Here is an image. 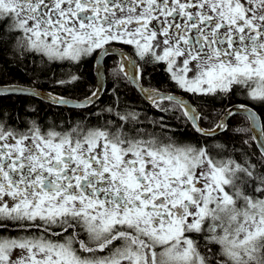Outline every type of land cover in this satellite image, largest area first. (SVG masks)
Wrapping results in <instances>:
<instances>
[{"label": "snow or ice", "instance_id": "obj_1", "mask_svg": "<svg viewBox=\"0 0 264 264\" xmlns=\"http://www.w3.org/2000/svg\"><path fill=\"white\" fill-rule=\"evenodd\" d=\"M89 60L75 103L0 85V264H264V0H0V74L72 89ZM158 68L192 103L140 84ZM237 97L209 127L193 107ZM36 98L87 114L48 123Z\"/></svg>", "mask_w": 264, "mask_h": 264}, {"label": "trees", "instance_id": "obj_2", "mask_svg": "<svg viewBox=\"0 0 264 264\" xmlns=\"http://www.w3.org/2000/svg\"><path fill=\"white\" fill-rule=\"evenodd\" d=\"M116 67V60L113 57H109L104 62V69L106 72V89L111 88V69ZM57 75H60L64 70L58 69ZM83 72V80L79 83V85L75 88L68 89L66 87H61L53 83L48 76H43L39 79L36 84L40 85L44 88H51L53 89V93L57 95H64L72 100H83L85 96L90 95L91 91L96 86V77L93 70V61L89 60L86 64H84L81 68ZM31 77L32 73L23 66H14L9 65V68L6 72L0 74V85H13V84H20V85H31ZM145 86H149V83L152 85H156L159 89H163L166 87H170V82L166 80V75L161 69H157L151 73H145L144 78L141 80ZM127 84V87L124 85ZM121 92L125 93L126 96L124 97L130 104H136L140 108L148 109L150 105L144 101L139 93L131 87L125 79L119 85ZM171 88V87H170ZM17 97H12L6 103L11 104L13 107H20L19 103H16ZM103 103H107L110 100V96L105 94L101 97ZM243 102V97H237L233 101L223 102L217 100L215 104L212 103H205L204 101H197L194 103L200 111L207 116L206 120H203L204 127H209L213 123L219 120L220 115L222 114L223 107L231 106L232 104H239ZM103 103L101 106H103ZM32 106L37 107V109H42L39 111V118L43 119L45 122H53V121H61L68 117H73L75 119H79L80 114H87V110L76 109L75 111H71V108L65 107H51L47 106L46 102H43L39 99H34L32 101ZM255 110L261 117V121L264 122V108L257 106ZM155 109L151 110V113H154ZM230 123L232 127H240V128H249V122L247 118L243 115H238L236 117H232L230 119ZM251 135V132L249 133Z\"/></svg>", "mask_w": 264, "mask_h": 264}, {"label": "flooded vegetation", "instance_id": "obj_3", "mask_svg": "<svg viewBox=\"0 0 264 264\" xmlns=\"http://www.w3.org/2000/svg\"><path fill=\"white\" fill-rule=\"evenodd\" d=\"M111 57H113V58H115V60H116V63H117V59H116V56L115 55H113V56H111ZM107 58H109V57H107ZM107 58H105V60L107 59ZM105 62V61H104ZM93 63H94V61H93ZM93 70H94V68H93ZM112 70V69H111ZM107 72V71H106ZM106 72H105V69H104V73H105V75H106ZM94 73H95V70H94ZM96 77V76H95ZM126 81H127V83L131 86V87H133L130 83H129V81L127 80V79H125ZM142 83V85L143 86H145L144 84H143V82H141ZM20 85V84H19ZM26 87H38L39 88V90L40 91H48V92H52L53 93V89H49V88H44V87H41L40 85H38V84H35V85H33V84H31V85H25ZM96 86H97V78H96ZM105 88H106V85H105ZM134 88V87H133ZM144 88H148V89H158V90H160V91H162V92H165V91H168V92H175V93H179V94H182L184 97H186L191 103H192V98H191V96H190V94H188V95H185V94H183L182 92H180V90H178V89H172V88H170V87H166V88H163V89H159L156 85H152V84H150L149 83V86H145ZM135 89V88H134ZM136 90V89H135ZM137 91V90H136ZM138 92V91H137ZM139 93V92H138ZM139 95H140V93H139ZM141 96V95H140ZM141 98L143 99V97L141 96ZM36 99H39V100H41L40 98H36ZM41 101H43V100H41ZM44 102V101H43ZM161 103H165V104H168V105H170L171 106V104H172V102H161ZM147 104L148 105H150L151 103H150V101H149V103L147 102ZM193 105L198 109V107L193 103ZM199 110V109H198Z\"/></svg>", "mask_w": 264, "mask_h": 264}, {"label": "water", "instance_id": "obj_4", "mask_svg": "<svg viewBox=\"0 0 264 264\" xmlns=\"http://www.w3.org/2000/svg\"><path fill=\"white\" fill-rule=\"evenodd\" d=\"M116 56H118V55H116ZM119 57V56H118ZM132 71V69H128V72H131ZM97 74V73H96ZM96 77H97V82L99 83L100 81H99V78H98V76L96 75ZM128 79V81L130 82V77L129 78H127ZM131 83V82H130ZM106 84V83H105ZM132 84V83H131ZM133 85V87L140 93V95L143 97V98H145V96H144V94L140 91V86L139 85H134V84H132ZM43 93H45V92H42V94ZM48 94V93H47ZM47 94H44V95H47ZM176 94V93H175ZM177 95H180V94H177ZM180 96H182V95H180ZM182 98H183V100H185L186 102H188V103H191L187 98H185V97H183L182 96ZM146 99V98H145ZM70 101H72L73 103H75L77 100H72V99H69ZM146 100H148V99H146ZM44 101H46L47 102V100H44ZM148 101H150V100H148ZM151 102V101H150ZM48 103V102H47ZM193 107H195L194 105H193ZM65 108H72V105L70 104L69 106H67V107H65ZM256 111V110H255ZM257 112V111H256ZM258 113V112H257ZM240 115H243V116H247V114H244V113H241ZM232 117H228L227 119H231ZM249 121V120H248ZM259 122H262L261 121V117H260V115H259V120H258V122L257 123H259ZM251 121H249V126L251 127ZM251 135H256V136H258L259 137V135H260V132H259V128L258 127H253L252 128V130H251Z\"/></svg>", "mask_w": 264, "mask_h": 264}, {"label": "rangeland", "instance_id": "obj_5", "mask_svg": "<svg viewBox=\"0 0 264 264\" xmlns=\"http://www.w3.org/2000/svg\"><path fill=\"white\" fill-rule=\"evenodd\" d=\"M94 74H95V76L97 75L96 72ZM41 92H47V91H41ZM43 94H47V93H43ZM143 100L149 103V101L146 100L145 98H143Z\"/></svg>", "mask_w": 264, "mask_h": 264}, {"label": "bare ground", "instance_id": "obj_6", "mask_svg": "<svg viewBox=\"0 0 264 264\" xmlns=\"http://www.w3.org/2000/svg\"><path fill=\"white\" fill-rule=\"evenodd\" d=\"M105 83H106V81H105ZM106 85V84H105Z\"/></svg>", "mask_w": 264, "mask_h": 264}]
</instances>
